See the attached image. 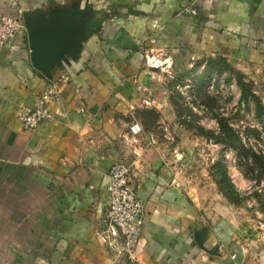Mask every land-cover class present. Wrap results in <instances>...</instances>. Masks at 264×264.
I'll return each mask as SVG.
<instances>
[{"label":"crops","instance_id":"1","mask_svg":"<svg viewBox=\"0 0 264 264\" xmlns=\"http://www.w3.org/2000/svg\"><path fill=\"white\" fill-rule=\"evenodd\" d=\"M74 6H91L99 25L53 80L33 66L27 31L0 47V264H123L97 237L109 173L122 159L147 210L140 264H262L248 241L228 236L229 217L200 231L193 194L158 145L146 141L134 154L122 139L124 117L161 115L157 100L168 98L145 63L148 50L163 49L181 65L189 56L223 58L264 84V0H21L19 8L0 0V21ZM52 85L61 92L48 105L52 119L23 131L22 113ZM195 230L216 253L197 245Z\"/></svg>","mask_w":264,"mask_h":264},{"label":"rangeland","instance_id":"2","mask_svg":"<svg viewBox=\"0 0 264 264\" xmlns=\"http://www.w3.org/2000/svg\"><path fill=\"white\" fill-rule=\"evenodd\" d=\"M192 57L184 59L182 65L174 59L171 75L159 72L165 82L164 94L168 97L157 100L158 104L163 103L161 115L149 111L148 117L147 113L141 114L138 110L133 116L124 117L128 126L133 121H139L145 130L142 143L135 148L129 147L135 154L136 148L154 136L156 143L151 145L159 146L160 154L165 156L167 167L174 172L175 179L193 194L200 231L209 228L220 218L229 217L235 224L231 223L236 241H248L251 245L248 248L257 253L260 263L264 264V213L260 204L264 199V181L257 184L248 179L243 169L249 170L250 167L245 161L241 163L235 150L209 139L198 130L203 128L219 133L218 120H224L245 146L264 154L263 123L256 116L255 100L246 96L239 81L242 79L247 84L251 94L263 106L264 84L256 83L253 72L249 74L238 64H230L223 58L217 57L206 64L208 60L203 57L195 61H192ZM157 102L150 105L155 110L162 107H158ZM122 160L120 163H125ZM218 164L226 167L232 183L243 198L239 205L231 203L219 191L217 182L221 176ZM197 232L199 230H195L194 235ZM231 242L242 250L235 241ZM111 256L115 262H120L116 261L114 254L111 253ZM15 262L22 264V259L16 258ZM121 263L126 264L124 260Z\"/></svg>","mask_w":264,"mask_h":264},{"label":"built area","instance_id":"3","mask_svg":"<svg viewBox=\"0 0 264 264\" xmlns=\"http://www.w3.org/2000/svg\"><path fill=\"white\" fill-rule=\"evenodd\" d=\"M21 0H13V7L19 8ZM21 13V11H20ZM26 32L25 21L21 18H2L0 21V47L16 39ZM156 52V53H154ZM192 61L195 58L192 57ZM146 65L155 71L171 75L174 58L165 50H150L145 55ZM61 97L58 85H52L39 95L33 106L24 110L21 115L23 131H33L43 120L52 119L48 109L51 102L59 101ZM149 107L152 102H144ZM145 134L144 127L139 121H133L124 142L133 148L142 143ZM145 140L149 144L156 143L155 137ZM109 198L104 205L103 224L97 230L99 242L114 254L117 261L126 264H140L142 232L147 220V210L144 200L139 196L138 185L130 167L124 163L114 164L109 173Z\"/></svg>","mask_w":264,"mask_h":264},{"label":"water","instance_id":"4","mask_svg":"<svg viewBox=\"0 0 264 264\" xmlns=\"http://www.w3.org/2000/svg\"><path fill=\"white\" fill-rule=\"evenodd\" d=\"M33 66L53 80L54 72L75 61L94 29L98 27L91 6L80 9H57L50 13L24 14ZM202 232L195 234L197 245L211 253ZM215 251V252H214Z\"/></svg>","mask_w":264,"mask_h":264},{"label":"trees","instance_id":"5","mask_svg":"<svg viewBox=\"0 0 264 264\" xmlns=\"http://www.w3.org/2000/svg\"><path fill=\"white\" fill-rule=\"evenodd\" d=\"M66 68L67 65L63 66L59 70L62 71ZM239 85L243 88V92L246 94V96H251L255 100L256 111H257L256 116L259 119V121L263 123L264 126V106L260 103L259 100L256 99L254 95L251 94L249 88L247 87V84H244V82H242V79L239 81ZM146 115L148 117L150 116L148 112ZM218 121L220 123L219 133L206 131L203 128H198V130L206 137H209V139L215 140V142L226 145L230 149L235 150L238 153L239 157L241 158V163L245 161L247 167H250L249 170L243 169V171L246 172L245 174L247 178L252 181H255L257 184H261L264 181V154L257 153L253 151V149L245 146V144H243L242 140L240 139V137L238 136V134L235 132L234 129L228 126L224 122V120H218ZM217 166L220 167L219 173L221 176L220 177L221 180L217 182L219 191L231 203L235 205H239L243 201V198H241L240 193L236 190L234 184L232 183L231 178L226 170V167L223 164H218ZM260 204L262 206V212L264 213V199L263 201H260ZM222 224L228 225L229 228L228 236L231 237L235 229L227 221H222ZM216 233L222 236L220 231H218V228L216 229ZM225 241L227 242L226 245L232 247L231 248L232 251L237 252L239 254V255L237 254V256L241 257L242 250L238 246H234V244L230 240L226 239Z\"/></svg>","mask_w":264,"mask_h":264}]
</instances>
